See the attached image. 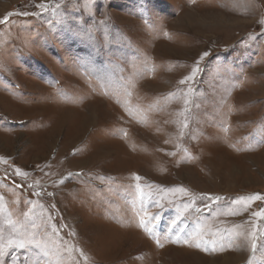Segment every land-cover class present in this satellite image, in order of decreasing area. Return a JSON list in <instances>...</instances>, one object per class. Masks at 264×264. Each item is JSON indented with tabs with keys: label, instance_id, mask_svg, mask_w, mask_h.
I'll list each match as a JSON object with an SVG mask.
<instances>
[{
	"label": "rangeland",
	"instance_id": "374dc122",
	"mask_svg": "<svg viewBox=\"0 0 264 264\" xmlns=\"http://www.w3.org/2000/svg\"><path fill=\"white\" fill-rule=\"evenodd\" d=\"M6 16L0 264H264V0Z\"/></svg>",
	"mask_w": 264,
	"mask_h": 264
},
{
	"label": "snow or ice",
	"instance_id": "6c2138e0",
	"mask_svg": "<svg viewBox=\"0 0 264 264\" xmlns=\"http://www.w3.org/2000/svg\"><path fill=\"white\" fill-rule=\"evenodd\" d=\"M37 7H39L43 11H47L48 10V8L46 7L45 3H40L39 5H37ZM10 15H13V13H9L8 14V16H10ZM23 15H28V13H23ZM6 20H7V16L3 20H0V23L5 22ZM262 23H264V22H262ZM208 55H209L208 52H204L200 56L199 59L200 60H203V58L206 57V56H208ZM199 71H200L199 61H197V65L193 67L191 74L189 76L185 77L184 80H181V83L183 84V83H185L188 80H192L197 75V73ZM0 159H3V158L0 157ZM16 174L17 175H24V176L27 175V173H22L21 170L18 169V168L16 169ZM137 179H139V177H137ZM49 195H51V194H49ZM259 198H260L259 196H255V197H250L249 199H259ZM217 199H219V198L217 197ZM241 199H243V198H241ZM2 200H3V196L0 195V201H2ZM253 215H257V216L264 215V209H261L259 212L254 213ZM142 223H143V221H142ZM254 236H255V233H253V237ZM13 243H16L17 247H20V248H23L25 246V242L22 239L19 240V241H12V240L9 241V245H11ZM256 247H257L256 241H255V239H253L252 240V243H251V248H252L253 251H255ZM2 252H3V246L0 245V253H2ZM45 255H47L46 252H45Z\"/></svg>",
	"mask_w": 264,
	"mask_h": 264
}]
</instances>
